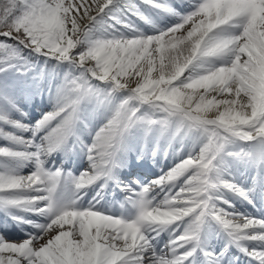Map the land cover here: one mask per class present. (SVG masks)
Segmentation results:
<instances>
[{
	"label": "snow or ice",
	"instance_id": "snow-or-ice-1",
	"mask_svg": "<svg viewBox=\"0 0 264 264\" xmlns=\"http://www.w3.org/2000/svg\"><path fill=\"white\" fill-rule=\"evenodd\" d=\"M142 3L177 16L178 22L155 35L125 38L102 30V21L114 19L110 13L116 0H0V50H8L10 46L3 41L11 40L37 55L83 70L81 76L66 80L55 110L37 121V130L58 121L43 137L46 147L0 128V137L36 149L0 147V158L36 164L35 171L26 176L0 172V206L51 217L27 240L0 238V264H195L196 233L208 216L223 226L245 255L264 264V220L237 218L238 214L212 203L213 193L221 187L247 199L240 187L221 184L213 176L214 162L225 146L239 140L264 147V0H190L192 10L184 15L167 0ZM127 10L146 19L135 5H128ZM13 58L23 59L9 51L0 62ZM214 60L221 61L220 65L211 66ZM8 67L15 65L0 68V73ZM90 80L109 85L103 100ZM125 91L127 98L88 146V158L97 174L82 173L75 180L76 189L91 185L115 166L124 134L141 120L139 106L147 104L164 114L161 119L145 118L147 125H167L169 118H177L182 129L201 131L207 142L198 154H190L151 186L133 194L138 197L139 211L132 221L94 207L58 205L55 193L60 173L45 171L43 157L76 134L84 104L93 99L107 102L114 93ZM213 109L215 118L203 115ZM12 110L16 105L9 85L0 82V123L24 127L7 115ZM185 173L189 175L173 195L174 182ZM154 188L168 189L160 204L148 199ZM188 217L194 221L189 230L158 252L153 241ZM244 242H255L258 247L249 249ZM201 252L204 264H223V253Z\"/></svg>",
	"mask_w": 264,
	"mask_h": 264
},
{
	"label": "bare ground",
	"instance_id": "bare-ground-1",
	"mask_svg": "<svg viewBox=\"0 0 264 264\" xmlns=\"http://www.w3.org/2000/svg\"><path fill=\"white\" fill-rule=\"evenodd\" d=\"M167 2L171 4V6L177 8V12L181 15L186 14L188 9H192L190 0H182L181 2H177L176 0H167ZM128 5L139 6L137 0H116V5L113 6V11L110 13L114 19H105L102 21V30L103 28L107 29V31L112 35H122L125 38L131 36L130 34L126 35L125 29H123V26L124 28L126 27L125 25L127 24L125 23L127 21H123L121 24V21L119 20L123 17V14H129L127 12ZM143 16L146 18L144 21H136L132 26V28L135 29V31H133L134 35L142 34L144 36H150L157 34L159 30H164L174 25L175 21L178 19L177 16L158 12L152 8L147 9V11L143 13ZM109 25L113 27H109ZM188 27H191V25H186V28ZM180 34L181 33H177V35ZM35 58L37 60L38 55H36ZM220 63L221 61L214 60L211 66H218ZM79 72L80 74H83V71ZM153 75H155V73H153ZM73 77H77V75H73L71 78ZM67 79L69 78L65 76L57 81H47V79L43 78L42 73L36 68L31 67L27 69L21 64L9 68L6 72L1 73L0 82H7L16 105V110H12L7 113V115L9 117H16L20 122L24 123H20L24 127L14 128L0 123V128H3L4 131L7 130L6 132L13 133L17 137H23L25 142L35 141L37 145H44L46 147V142L43 140V137L48 134L49 128L54 127L58 121H53L50 126L45 127L43 130H37V121L31 122L32 117L36 115L40 118L39 120H41L46 113H50L55 110L56 99ZM90 84L99 94L100 99L103 100L109 90V85L104 82H91ZM127 96L128 93L126 91L116 92L108 98L107 102L97 103V101L93 99L92 101L84 104L82 106V122L77 126L76 134L61 147L43 157V167L45 171L53 174L56 172L60 173V179L55 193L58 205H71L77 209L94 207L96 210L101 211L104 214L112 215V212L109 209L104 211L103 207L109 206L113 203V200H116L121 195L118 191L114 194L112 193L114 186L111 182L113 179L116 183H118L117 186H119V189L123 193V197L124 195L130 194L134 198L130 204L126 201L121 203L126 208L125 220L132 221L136 218L139 211L136 206V200L138 197L133 194L135 189L141 190L143 187L147 186L145 185L144 178L150 176L147 182H150V185H152V182L157 180V177L160 178L169 172L168 170L172 167L173 163L179 164L190 154H198L200 149L207 142L206 136L201 131L197 130L186 131V129L180 128L177 131L178 134L176 133V135L174 125L180 124L177 118H169L167 125H147L144 123L145 118L150 117L152 119H161L164 114L157 112L147 104L142 105L137 112V117H140L141 120L140 122L133 124L124 134L120 148L115 156V166L112 167L110 172L107 174H100L99 178L91 185L79 190L76 189L75 180L79 178L82 173H88L90 175L97 174L92 167V162L88 158V146L93 143L96 132L108 122L114 114L115 108L124 99H126ZM132 103L135 104L136 102ZM21 108H25L27 113L19 112V109ZM215 113L217 112L213 109L203 115H205L206 118L211 119V116ZM239 142L240 141L234 140L232 143L226 145L220 156L224 159L226 166H229L228 171H230L234 178L239 177L237 175L239 172L243 173V170H240L238 167V164L241 163L242 156L238 149L240 145ZM249 145L251 148L257 145L260 146L255 141H252ZM0 147L12 148L17 151L30 150V148H26L23 145H15L2 137H0ZM32 149L36 150L34 147ZM233 149L238 153H232L231 156L227 150ZM54 155H56L54 163L50 165L49 169L45 168V165H49V162ZM217 165L219 166V164H216V170L213 173V175H216L217 177V182L221 184L223 182H227V178H225V172H227L226 166L224 167V165H222V169L220 170ZM31 168L35 171L36 164L34 161H14L0 158V172L14 171L20 175L26 176L30 173L25 172ZM258 170L260 173H264V163H262ZM111 173L113 178H110ZM130 173H132L134 177L137 176L141 178V181L133 184L135 181L132 180V182L125 184L124 182L127 180L125 177ZM155 174H158V176L154 177ZM186 175H189V173H185L184 176H180L174 182L176 183V186H181L183 184ZM227 177L228 180H230L229 174ZM241 181L244 182V180ZM257 184L262 185L263 181H260ZM167 191V188L164 191L154 188L148 199L151 200L154 205L158 204L160 201L164 200L165 193ZM175 191L176 190H172V194L176 193ZM139 192L137 191L136 193ZM213 196L214 199L212 203L216 208L224 209L229 213L238 214L237 218L243 216L255 218L257 220H264L263 205L253 203L254 206H252L237 202L233 199V195H231L230 191L223 189L222 187L213 193ZM224 198L229 199L233 206H227L222 201ZM73 202L75 203L72 204ZM96 203H98V205H96ZM10 209L13 210V208L0 206V232H2L5 240H22L25 236H28L29 238L31 235H36L39 232V228L37 226L32 223H25L26 221H23L22 218L23 216L28 218H37L42 217L43 215L41 216L39 213H33V211H24L20 209L18 213L23 214L21 218L15 219L18 215H12L15 217H12V222H21V224H18V229L12 224L7 223L5 212ZM49 217L50 216H48V218ZM50 219L51 218H49L47 222L45 221L46 223H42L40 225L49 223ZM193 223L194 221L192 217L185 218L184 221L180 222L178 228L177 225L169 226L163 230L160 235L165 236L168 233V230L173 227H175L174 229L176 230V234H178L179 231L185 232L189 230ZM201 224L206 225V232L201 240V244L199 246L200 248H202L206 242H209V248L205 251L217 254L218 251L223 250L222 262L225 261L224 264H257L256 261H253L249 256L245 255L244 252L239 253V251L233 246L228 247L229 240L232 239H228L229 236L223 226L220 225L219 222L212 216L203 218L199 224V229ZM197 234L198 232L196 235ZM169 236L172 238L170 234ZM243 246L249 249L258 247L255 242H244ZM188 247L191 249L192 245H189ZM238 248L240 249V246H238ZM181 251H183V249H181ZM203 259L204 257L196 255L197 262L204 264Z\"/></svg>",
	"mask_w": 264,
	"mask_h": 264
},
{
	"label": "rangeland",
	"instance_id": "rangeland-1",
	"mask_svg": "<svg viewBox=\"0 0 264 264\" xmlns=\"http://www.w3.org/2000/svg\"><path fill=\"white\" fill-rule=\"evenodd\" d=\"M176 11H177V9L176 8H174ZM192 9H188L187 10V12L188 11H191ZM186 12V13H187ZM178 22V19L175 21V23H177ZM103 30H104V28H103ZM131 36H128L127 38H132L133 36H135L134 34H130ZM155 35V34H154ZM3 43H5L6 45H8V46H10V48L8 49V50H0V58H6L7 57V53L9 52V51H14L15 53H16V50H15V47L14 46H12V45H9V44H7L5 41H3ZM18 55V54H17ZM36 53H34V52H31L29 49H27V57L28 58H35L36 57ZM39 56V55H38ZM20 57V56H19ZM41 58V57H40ZM12 61H13V65H15V66H17V65H19V64H22V60H19V61H17V59L16 58H13V59H11ZM57 65L58 66H61V65H65L66 66V68H69V69H72V70H74L75 72H76V75H77V77L78 76H81L82 74H80V72L79 71H83L82 69H78V68H73L72 66H70V65H68L67 63H57ZM22 66H25V67H28L26 64H22ZM0 68H4V66L2 65V66H0ZM9 68H12V67H8V69ZM7 69V70H8ZM1 74V73H0ZM63 76H66V77H68L67 76V74H64ZM71 79V78H70ZM99 83V82H101V81H98V80H90V83ZM146 105V104H145ZM139 109H140V106H139ZM20 111L19 112H21V113H27L26 112V109L25 108H21V109H19ZM10 119L12 120V121H19L16 117H10ZM40 118L38 117V116H33L32 117V121L31 122H36V121H38ZM19 123H21V124H24L23 122H20L19 121ZM180 128H182V126L180 125V124H177V126L176 127H174V129H175V134L177 133V131L180 129ZM7 131V130H6ZM186 131H188L187 129H186ZM178 134V133H177ZM176 134V135H177ZM249 146H246V145H244V146H241L240 148H238L239 149V151L241 152V154H244V153H246V150H247V148H248ZM35 150H33L32 148H30V150H29V152H34ZM234 153H238L237 151H233ZM228 153H231L230 151L228 152ZM233 153V154H234ZM54 158H56V155H54L53 156V158H51V160H50V162H49V165H45V168H47V169H49L50 168V165L51 164H53L54 163ZM221 158V157H220ZM223 159V158H222ZM218 160H219V158H218ZM224 160V159H223ZM214 163H216V162H214ZM178 165V163H173V165H172V167L170 168L171 170L173 169V168H175L176 166ZM34 170L31 168V169H29V170H27L25 173H31V172H33ZM145 185H147V186H151L150 185V182H145ZM172 190H176L175 192H177L179 189H178V186H176V187H173L172 188ZM137 191H138V189H137ZM173 195H175V193L173 194ZM131 198V200H132V197H130ZM160 199V198H159ZM224 201H226L227 202V205L229 206V207H232V204L230 203V201L228 200V199H226V198H224L223 199ZM162 201H160L159 203H161ZM75 202H73L72 204H74ZM158 203V204H159ZM114 204L116 205V204H119V202H116V203H113L112 204V206H107V207H103V210L104 211H106V209H109L110 211H112L113 212V216H116V217H121V218H124V208L122 207V205L121 204H119V206H114ZM76 205H77V203H76ZM96 205H98V203H96ZM44 205H41V207H43ZM18 208H13V210L12 209H10L9 211H7V212H5V215H6V217L7 218H9V222H8V220H7V223H9V224H12L14 227H16V228H18V224L20 223L21 224V222L19 221V222H15V221H13L12 222V215H14V214H16V215H18V217L17 218H21L22 216H23V214H18ZM33 213H36V212H33ZM41 215V214H40ZM42 216V215H41ZM45 216L46 215H43L42 217H31V218H28V217H24L23 216V218H22V220L23 221H26L25 223H32L33 225H35V226H38V225H40V224H44V223H46L48 220H49V218H51V217H49L48 218V216H46V218H45ZM44 217V218H43ZM43 221V222H42ZM46 221V222H45ZM204 221V220H203ZM175 227H173V228H170L169 230H168V233L164 236V235H160V236H158L157 238H156V240H154L153 241V245H154V247L156 248V250L159 252V250H161V248H165V246L166 245H168L169 244V242L171 241V240H173L175 237H177V236H179V235H181V234H183L184 232H182V231H179V233L178 234H176L175 232H176V230L174 229ZM19 229V228H18ZM21 230V229H20ZM38 234V233H37ZM169 234L171 235V237L172 238H170V236H169ZM169 239H168V238ZM0 238H3L4 239V236H3V234H2V232H0ZM28 239V236H25L24 238H22V240H17V241H12V240H8V242H22V241H24V240H27ZM159 239V240H158ZM5 240V239H4ZM7 241V240H6ZM208 246V248H209V244L208 243H206V247ZM222 251L223 250H220V251H218L217 253L218 254H220V253H222Z\"/></svg>",
	"mask_w": 264,
	"mask_h": 264
},
{
	"label": "trees",
	"instance_id": "trees-1",
	"mask_svg": "<svg viewBox=\"0 0 264 264\" xmlns=\"http://www.w3.org/2000/svg\"><path fill=\"white\" fill-rule=\"evenodd\" d=\"M9 43H13V42H9ZM15 45V43H13ZM20 47V46H19ZM19 50L22 52V51H25L23 47H20Z\"/></svg>",
	"mask_w": 264,
	"mask_h": 264
}]
</instances>
